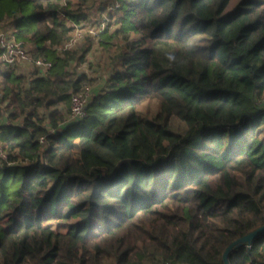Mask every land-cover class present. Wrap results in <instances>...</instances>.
Instances as JSON below:
<instances>
[{"label": "trees", "instance_id": "obj_1", "mask_svg": "<svg viewBox=\"0 0 264 264\" xmlns=\"http://www.w3.org/2000/svg\"><path fill=\"white\" fill-rule=\"evenodd\" d=\"M89 1L0 0V21L52 62L31 76L0 66V264H224L264 224V0L98 4L99 43L123 42L69 119L93 81L70 69L91 38L58 47ZM148 99L153 117L138 111ZM228 260L264 264V232Z\"/></svg>", "mask_w": 264, "mask_h": 264}, {"label": "rangeland", "instance_id": "obj_2", "mask_svg": "<svg viewBox=\"0 0 264 264\" xmlns=\"http://www.w3.org/2000/svg\"><path fill=\"white\" fill-rule=\"evenodd\" d=\"M240 0H229L227 6L225 7V12H229L236 7ZM103 4L110 9L113 1L112 0H94V4L92 2H88L85 4L88 6L90 11V16L88 20H82L78 24H76L75 32L76 34L72 36L69 40H66L64 44L60 45L58 48H69V49H78L81 46L86 45L87 39L91 38V44L88 50L83 55V60H73L70 69L76 71L77 73H84L87 78L92 79L93 81L87 87V90L93 89H101L105 84L106 78L110 75L112 70L115 67V64L112 62V55L114 51H116L119 47L118 44H122L121 36L116 38L114 44L111 45V48L106 49L99 43L98 31L105 24L104 19H106V12H102L101 21L95 20L96 13L95 8L98 4ZM114 25L110 27V30L114 29ZM4 28L12 29V19L6 18L3 21H0V30H4ZM133 35L130 36L132 38ZM72 39V40H71ZM74 41V42H72ZM31 46L35 45L33 43L28 42ZM32 46V47H33ZM35 49V48H34ZM116 49V50H115ZM118 51V50H117ZM4 67V66H2ZM16 70L24 75L31 76L36 73L34 67L30 63H20L16 66ZM1 95V92H0ZM264 104V103H263ZM159 109V103L156 99H148L143 101L138 106V111L144 117H153ZM45 111V109H41ZM20 120V118L18 119ZM170 126L173 130L182 132L185 129V123L181 121L176 116H172L170 118Z\"/></svg>", "mask_w": 264, "mask_h": 264}, {"label": "built area", "instance_id": "obj_3", "mask_svg": "<svg viewBox=\"0 0 264 264\" xmlns=\"http://www.w3.org/2000/svg\"><path fill=\"white\" fill-rule=\"evenodd\" d=\"M32 46L25 40L17 39L13 33V29L4 28V30H0V66H17L20 63L27 62L34 67L36 73H44L51 67L52 62L46 57L35 56V47ZM89 94L90 91L86 89L83 92L72 95L71 111L68 116L69 119H80L85 115V105L89 99ZM0 156H4L1 147ZM154 264L180 263L160 259Z\"/></svg>", "mask_w": 264, "mask_h": 264}, {"label": "water", "instance_id": "obj_4", "mask_svg": "<svg viewBox=\"0 0 264 264\" xmlns=\"http://www.w3.org/2000/svg\"><path fill=\"white\" fill-rule=\"evenodd\" d=\"M263 232H264V224L256 227L255 229L249 231L248 233H246V234L234 239L232 242H230L223 252L224 264H229L228 253L230 252V250L232 248L237 247L242 243L250 242L254 237L260 235Z\"/></svg>", "mask_w": 264, "mask_h": 264}, {"label": "clouds", "instance_id": "obj_5", "mask_svg": "<svg viewBox=\"0 0 264 264\" xmlns=\"http://www.w3.org/2000/svg\"><path fill=\"white\" fill-rule=\"evenodd\" d=\"M166 58H167V60H168V61H170V62H172V61H175V60H176V57H175V55H174V54H172V53H168V54H166Z\"/></svg>", "mask_w": 264, "mask_h": 264}]
</instances>
